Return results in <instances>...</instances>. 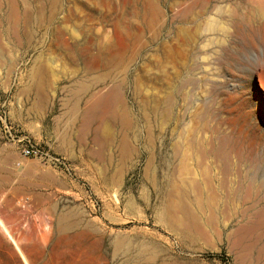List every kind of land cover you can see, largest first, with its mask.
I'll return each mask as SVG.
<instances>
[{
    "label": "rangeland",
    "instance_id": "1",
    "mask_svg": "<svg viewBox=\"0 0 264 264\" xmlns=\"http://www.w3.org/2000/svg\"><path fill=\"white\" fill-rule=\"evenodd\" d=\"M15 1L27 13L16 34L0 22V77L13 91L42 59L57 80L23 136L51 160L19 148L42 191L56 177V206L35 211L27 245L47 249L40 264H264V227L223 188L237 150L264 153V46L238 27L264 0ZM50 45L62 50H39ZM206 172L200 202L191 179Z\"/></svg>",
    "mask_w": 264,
    "mask_h": 264
},
{
    "label": "crops",
    "instance_id": "2",
    "mask_svg": "<svg viewBox=\"0 0 264 264\" xmlns=\"http://www.w3.org/2000/svg\"><path fill=\"white\" fill-rule=\"evenodd\" d=\"M42 52H56L57 45L43 46ZM53 60V61H52ZM57 57L49 56V62L56 63ZM34 67L26 68V80L17 84L13 91H9L8 81L5 80L7 71L2 69L0 77V264H40L46 259L47 249L44 248L43 257H35L34 250L27 245L35 242L37 222L35 211L41 207L48 209L56 206V177L50 181L54 185L47 191H42L30 179L22 166L23 158L19 155V139L25 136H36L33 125L42 116L48 114L50 103L48 89L56 84L55 66H47L42 59ZM38 79L40 83H38ZM73 79L64 77L65 92L72 90ZM40 92H38V87ZM44 93V95L42 94ZM39 99L34 104V99ZM100 107L96 108L97 113ZM51 227V225H49ZM50 227L48 232L50 234ZM38 236V235H37Z\"/></svg>",
    "mask_w": 264,
    "mask_h": 264
},
{
    "label": "bare ground",
    "instance_id": "3",
    "mask_svg": "<svg viewBox=\"0 0 264 264\" xmlns=\"http://www.w3.org/2000/svg\"><path fill=\"white\" fill-rule=\"evenodd\" d=\"M7 5H8V11L5 13L3 18H0V22L2 20L6 21L7 23H9L12 27L11 32H13L14 34H16V24L18 23L20 17L25 16L26 15V10L21 9L20 5L17 3V1L15 0H6ZM260 2V1H259ZM155 3V2H154ZM153 3V4H154ZM197 4V3H196ZM157 5V4H156ZM256 6L254 8H252L249 13L248 16L244 17L242 19V21L240 23H238V27L240 30H244V31H249L251 33H258L260 36V43L264 46V1L261 3H256ZM138 7V5H137ZM193 7V5H192ZM191 7V8H192ZM2 8V3L0 0V10ZM154 8V7H153ZM156 8V7H155ZM154 8V10H155ZM158 10V8H156ZM139 11V10H138ZM156 11V10H155ZM140 13V12H139ZM156 13V12H155ZM141 14V13H140ZM152 20V19H151ZM117 90V89H116ZM115 92V91H113ZM117 94V93H116ZM119 96V95H118ZM108 97V96H107ZM111 97V96H110ZM109 97V98H110ZM120 97V96H119ZM121 98V97H120ZM89 113V112H88ZM89 115V114H88ZM90 116V115H89ZM88 121V117L86 118ZM88 124V123H87ZM263 138L260 137V140H262ZM261 143V141L259 142ZM224 146V145H223ZM239 149V148H238ZM238 151V152H237ZM236 151V154L239 156V160L240 163H238L236 169L238 168V178L237 180L234 179L235 183H230L228 185L225 184V186L223 187L224 189H226L227 194L228 192L230 194H232L233 196H237L240 198H237L236 201L238 202V205L240 206V204L242 206H246L247 212L249 211V213L251 212L252 215H255L256 217V224L259 225L260 228L264 227V153H262L259 149V144H253L252 146H250V148L244 152H240L239 150ZM235 155V154H234ZM217 160V159H216ZM232 161V159H231ZM218 164V163H217ZM229 164V163H228ZM227 164V165H228ZM220 165V162H219ZM226 165V162H225ZM185 167V166H184ZM218 167V166H217ZM185 171H187L188 173L190 171H188L190 168L189 167H185ZM212 168V166H211ZM225 169H227L225 167ZM224 169V170H225ZM229 169V168H228ZM204 170V169H203ZM209 170V168H208ZM218 170V169H217ZM234 170V168H233ZM206 171V170H205ZM228 171V170H227ZM204 174V171H202ZM211 172V171H209ZM215 173V171H213ZM211 172V173H213ZM217 172V171H216ZM226 172V171H225ZM237 172V171H236ZM222 173V172H221ZM231 173V172H230ZM229 173V174H230ZM234 173V171H233ZM186 174V172H185ZM227 174V176L229 175ZM208 172L205 173L204 177L202 176V178H205L203 182L199 181L198 179H196L197 181H195V179H191L194 182V186L192 185L191 188H195L193 190L198 192V200L202 199L203 197V192L205 191L204 188L205 187H210L211 185H213V181L212 180L211 175ZM188 176V174H187ZM186 175L185 177L188 178ZM206 176V177H205ZM219 176V174H218ZM191 178V177H190ZM196 178V177H194ZM222 178V177H221ZM234 178V177H233ZM201 179V178H199ZM226 179V178H224ZM186 179H184V182ZM188 182L190 181V179H187ZM216 180V179H215ZM231 181V180H230ZM229 181V182H230ZM221 182V181H220ZM226 182V181H225ZM228 182V183H229ZM191 184V182H189ZM184 184V183H183ZM187 184V183H186ZM185 184V185H186ZM223 184V183H222ZM215 185V184H214ZM221 188V187H220ZM209 189V188H208ZM207 189V190H208ZM214 189V187H213ZM217 189V188H216ZM211 190V189H210ZM215 190V189H214ZM195 191H193L195 193ZM210 193V191H209ZM212 193V190H211ZM210 193V194H211ZM214 194V192L212 193ZM226 194V195H227ZM196 195V196H197ZM223 195V194H222ZM197 196V197H198ZM209 196V195H208ZM213 196V195H212ZM215 196V195H214ZM217 197V194H216ZM219 197V196H218ZM223 197V196H222ZM228 197V196H227ZM226 197V199L228 200V198ZM207 198V197H206ZM209 198V197H208ZM234 200V197H232ZM204 199V198H203ZM212 200L210 202H208L207 204L212 207V206H219L220 204H225L227 205L228 201L225 202H219V201H215V199L219 200L218 198H211ZM225 199V198H224ZM230 199V198H229ZM236 199V198H235ZM199 200V201H200ZM221 200H223L221 198ZM209 201V199L207 200ZM235 200L230 202V204H235L236 202ZM201 202V201H200ZM200 202H198L197 204H199ZM203 202V201H202ZM237 203V202H236ZM240 203V204H239ZM203 203H200V208L202 206ZM234 206V205H233ZM237 206V204L235 205ZM221 207V206H219ZM229 207V206H228ZM203 208V207H202ZM209 208V207H208ZM214 208V207H213ZM218 208V207H217ZM211 209V208H210ZM213 210V209H212ZM244 216V215H243ZM250 216V215H249ZM248 220V219H247ZM252 220V219H251ZM245 223V222H244ZM186 224V223H185ZM248 225V224H247ZM250 226V225H248ZM246 226V227H248ZM244 227V226H243ZM251 227V226H250ZM256 227V226H255ZM186 229V228H185ZM188 230V229H187ZM252 230V229H251ZM254 230V229H253ZM262 231H264L262 229ZM253 232V231H252ZM249 233V232H248ZM259 233H263V232H259ZM247 234V233H246ZM257 234V233H256ZM246 236V235H245ZM252 236V235H251ZM249 238V237H248ZM257 239V238H256ZM258 240V239H257ZM264 246V245H263ZM264 248V247H262ZM248 251V250H247ZM250 251V250H249ZM263 251V250H262ZM259 254V253H258ZM260 253V257H261ZM259 258V257H257Z\"/></svg>",
    "mask_w": 264,
    "mask_h": 264
},
{
    "label": "built area",
    "instance_id": "4",
    "mask_svg": "<svg viewBox=\"0 0 264 264\" xmlns=\"http://www.w3.org/2000/svg\"><path fill=\"white\" fill-rule=\"evenodd\" d=\"M15 140H18L19 143H21V154L24 157H33V158H40V159H49L51 160V156L48 152H46L44 149L37 146L35 143H33L31 140L25 137H21L20 139L18 137H14Z\"/></svg>",
    "mask_w": 264,
    "mask_h": 264
}]
</instances>
